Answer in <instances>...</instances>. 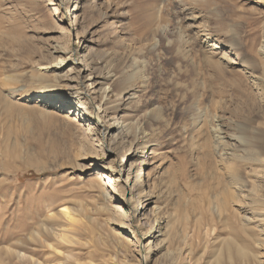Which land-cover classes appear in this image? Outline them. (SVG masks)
<instances>
[{
	"label": "rangeland",
	"instance_id": "rangeland-1",
	"mask_svg": "<svg viewBox=\"0 0 264 264\" xmlns=\"http://www.w3.org/2000/svg\"><path fill=\"white\" fill-rule=\"evenodd\" d=\"M75 2L66 4L71 13ZM62 7L59 0H0V264L7 261L5 248L18 243L42 264H57L68 248L55 253L52 236L41 241L47 220L81 241L73 252L83 261L96 244L107 258L118 230L117 244L137 264L162 238L159 223L169 221L170 249L155 251L148 264H193L190 246L202 255L198 264H206L220 225L213 174L229 150L220 124L235 127L241 117H261L264 110V89L253 78L264 64V0H83L77 20L75 14L65 18ZM84 38L94 51L82 71L73 63L61 71L41 68L69 56ZM80 74L103 77L90 91L102 118L126 120L115 153L102 149L87 113L91 127H79L57 101L38 103L54 93L89 111L76 83ZM126 77L132 87L122 94ZM105 87L111 94L104 100ZM122 160L127 172L131 163L138 167L130 186L135 174L147 171L150 184L161 182L160 214L150 204L133 216L121 182L106 185L107 192L97 186L100 179L118 178L112 168ZM187 171L192 195L185 188ZM144 189L142 201L150 187ZM231 205L253 218L239 203ZM63 206L85 215L65 222ZM152 228L154 234L144 236Z\"/></svg>",
	"mask_w": 264,
	"mask_h": 264
},
{
	"label": "bare ground",
	"instance_id": "bare-ground-1",
	"mask_svg": "<svg viewBox=\"0 0 264 264\" xmlns=\"http://www.w3.org/2000/svg\"><path fill=\"white\" fill-rule=\"evenodd\" d=\"M67 2L68 0H59L60 7H62L61 4H63V16L68 18L71 14H75V20H77L79 15H76L75 11L76 8L81 5L83 0H76V5L72 13L71 10L69 11L68 7L66 6ZM90 43V40L84 38L78 48L74 49V51L70 50L69 56L63 58L61 57V59L54 63L50 62V64H42L41 68H51L55 69L56 71H61L69 63H73L75 66L80 67V70L82 71L85 67L86 58L93 50V48L90 47ZM262 70L263 71L260 75H254L253 77L255 80L260 82V89H264V64ZM81 71H79V73ZM102 79V76L89 75L85 78H82L81 74L78 75L76 83L79 87V94L84 96L83 98L88 101L89 107H91L89 108V111H86L85 109V113L81 112L82 104L80 102H71L70 99H60L59 96L54 93H52L50 96H39L37 99H39L38 103L45 101L49 105H52L57 101L56 104H59V110L65 112L67 110V117L71 115L69 118L70 122L78 123L77 125H79V127H91L92 123L89 124L86 120L87 113V116H89L98 126L99 141L102 149L105 151L107 147L108 150L114 152L113 145L120 144L119 137L121 136L122 131L125 130L124 128L127 126V124L125 123L126 120L119 121L115 119V117H110L108 115L107 116L109 118L107 120L103 119L100 115L102 106L100 104L94 105V103L91 102V85H94L93 89L96 90V87L102 83ZM121 80L120 93H129V89L132 87L130 84V79L126 77ZM100 89H103L102 99L105 100L110 98V87ZM119 95L122 96L121 94ZM261 105L264 106V102H262ZM107 109L108 106H105L103 111ZM240 120L241 121H239L235 127L225 123L220 124V131L221 133L225 134L222 138H227L226 146L228 147L227 150H229L226 152L227 156L222 157L221 161L219 160L223 165L222 168H216L213 174V179L215 180L216 178V185L214 186L212 196L214 197V201L217 204L216 211L220 219V225L217 227L219 234L216 237V245L213 248L211 255L208 256L206 264H264L259 252L260 249L256 245L258 242H260L259 245L264 246V241L261 239V236L264 235V110L261 113V117L259 115H248V117H241ZM135 152L137 156L138 151L134 150L133 153ZM129 160L130 158L127 159V162ZM123 161L124 160L119 162L118 168L114 166V169L112 166V169L117 171L118 178H112L110 176L108 177L109 180L107 183H105L103 179H100L99 182H97V186L102 187L106 191V185H110L111 182H121L120 186L124 188V190H128L131 195V198L128 200V202L133 206V216H135L140 206L146 205L147 207V205L150 204H154V211L157 214H160L162 211V206L158 203V198L161 196V182L159 180H154L153 183L150 184V179L148 178L150 176V172L147 171L143 172V174L139 176L138 174H135V179L133 178L134 183H132L130 186V182H132V174L134 172H138V167L134 168V164L131 163V168H129V172H127ZM146 174H148L147 177ZM188 178L190 179V175L187 171V181L185 188L186 192H188L187 195H192V192L195 191V187L188 181ZM146 186L150 187L149 195H147V197H145V199L142 201L143 197L141 195L142 193H145L144 187ZM104 194L105 192L103 195ZM135 194L138 196L137 203L132 201L133 195ZM233 202L239 203L241 206H243V209L246 212H249L253 218H249L247 220V218L241 214L240 208H234L231 205ZM101 210L107 211L108 209L106 206H103ZM82 215H85L82 208L69 209L66 206H63L59 211V216L64 219L65 222L69 221L72 224L80 220ZM225 215H227V217H225ZM163 222H165V220ZM160 223L159 229L156 232L160 233L158 237L162 238L158 239L159 243H157L154 249L151 250L149 248V250L142 251L140 257L141 264H148L152 259V254L155 253V251H158L159 249L162 250L163 248H166L167 251L170 249L172 242H170L171 237L169 235V221L164 226H162V222ZM224 230H227V232H224ZM148 233L153 235V228L149 230L144 236H146ZM119 235L120 232L115 230V244L113 245V252L110 253L107 258H101V253L99 252L100 250L94 249L96 247L101 248V245L96 244L93 249L87 251L84 261L81 260L78 253L73 252L75 250L74 246H77V243H81V241L76 236L71 234L69 229L57 226L56 222H53L52 220H47L46 226L43 227L41 241L47 244V242L50 241L49 237L52 236L56 240V243L52 244L51 246L55 253L56 250L61 251L60 247L68 248L66 252H63V256L57 261V264H137L131 262V259L128 258V254L117 244L121 242ZM83 244L87 246L90 243L86 241L83 242ZM24 248L25 246L21 243H18L17 247L5 248L7 257V261H5V263H43L40 262V257H35L33 249L28 247L25 249ZM189 254L192 256L196 254L194 256L195 262L193 264H198L202 255L195 253L194 247L192 246L189 247ZM223 255L228 256V260H226V262L221 259Z\"/></svg>",
	"mask_w": 264,
	"mask_h": 264
}]
</instances>
